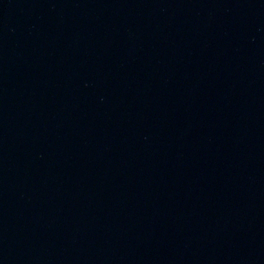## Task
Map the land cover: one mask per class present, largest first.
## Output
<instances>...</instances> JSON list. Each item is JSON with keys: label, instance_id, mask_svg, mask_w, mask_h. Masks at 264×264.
<instances>
[{"label": "water", "instance_id": "water-1", "mask_svg": "<svg viewBox=\"0 0 264 264\" xmlns=\"http://www.w3.org/2000/svg\"><path fill=\"white\" fill-rule=\"evenodd\" d=\"M0 264H264V0H0Z\"/></svg>", "mask_w": 264, "mask_h": 264}]
</instances>
